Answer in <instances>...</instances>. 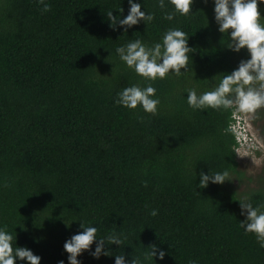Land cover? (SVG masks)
<instances>
[{
  "label": "trees",
  "instance_id": "16d2710c",
  "mask_svg": "<svg viewBox=\"0 0 264 264\" xmlns=\"http://www.w3.org/2000/svg\"><path fill=\"white\" fill-rule=\"evenodd\" d=\"M133 2L154 19L125 32L109 27L106 13L122 19L128 0H48L46 13L37 0H0V226L40 264H67L63 244L81 221L98 238L123 241L105 246L110 257L84 252L81 264H114L116 254L143 264H264V249L239 226L240 199L264 205V177L246 184L234 109L193 111L185 99L187 89L212 90L247 52L226 47L210 0H193L192 15L172 21L167 0L163 10L156 0ZM258 10L264 17V4ZM169 28L186 33L193 50L180 77L151 84L157 114L115 104L122 89L147 86L115 48L129 39L151 46ZM263 118L258 109L252 124ZM208 170L229 181L198 188ZM150 246L166 252L163 261L146 255Z\"/></svg>",
  "mask_w": 264,
  "mask_h": 264
},
{
  "label": "clouds",
  "instance_id": "9594fccd",
  "mask_svg": "<svg viewBox=\"0 0 264 264\" xmlns=\"http://www.w3.org/2000/svg\"><path fill=\"white\" fill-rule=\"evenodd\" d=\"M156 2L160 9L165 8V0H156ZM208 2L209 0H204V3ZM210 2L213 4L217 31L229 40L226 47L234 53L246 50L248 58L241 60L230 74H224L212 90L197 94L195 88L187 89L186 103L193 111L234 109L242 114L255 113L258 109L264 108V24L261 23L264 17H261L258 10V4H264V0H210ZM37 3L41 6L42 13L50 10L48 0H37ZM192 3L193 0H167V4L172 7V12H166L164 18L172 21L175 14L192 15ZM128 5V14L122 19L114 18L112 11L106 13L109 27L115 29L119 26L127 32L129 28L141 22L147 27L153 21L154 17L151 13L141 11V3L128 0ZM188 38L179 28H169L163 33L161 42L151 46L140 39H129L126 44L116 47L115 54L119 60L147 86L140 87L139 84H133L122 89L117 93L114 103L128 110H136L139 106L145 114L155 116L160 100L156 96V89L151 84L158 79L163 80L170 76L180 77L188 70L190 53L193 50L188 47ZM245 121L247 125L250 119ZM261 149L249 150L256 153L261 152ZM247 152L246 149L245 153ZM225 181H229L226 171L210 172L208 170L207 173H199L198 188H207L209 184L222 185ZM238 202L240 216L244 218L239 222V226L245 234H253L259 247L264 249V210H261L264 205L254 207L247 197ZM157 214L156 209H151L149 212V215L153 217ZM68 226L70 225H66ZM79 227L82 231L72 235L63 244V250L67 254V264H81L78 257L84 252H88L95 260H99L102 255L113 256L105 246H120L123 242L121 236L116 233H109L105 237L98 238L97 228L86 226L82 221ZM12 241V234L6 230V227L0 226V264H15L16 261L40 264L41 258L31 249L20 246L13 248ZM93 244H95L94 250ZM148 249L150 251L146 255L153 261L154 257L160 261L164 260L166 255L164 250L157 249L155 246H150ZM57 264H65V261L60 260ZM114 264H143V259L132 256L130 260H126L124 254H116Z\"/></svg>",
  "mask_w": 264,
  "mask_h": 264
},
{
  "label": "rangeland",
  "instance_id": "374dc122",
  "mask_svg": "<svg viewBox=\"0 0 264 264\" xmlns=\"http://www.w3.org/2000/svg\"><path fill=\"white\" fill-rule=\"evenodd\" d=\"M261 113H263V111L260 112V114ZM243 114L245 116V120L248 118L250 119V122H247V128L251 133L250 136H253L256 139L255 145L262 146V151L257 154L247 149L248 152L245 153L242 149H239L237 150V158L241 169L245 171L247 177L252 179V181L246 184L250 187H256L257 184L253 181V178L257 180L260 175L264 177V140L260 136L261 129L263 130L264 125L262 120H258L257 125L252 124V120L256 118V112L252 114Z\"/></svg>",
  "mask_w": 264,
  "mask_h": 264
},
{
  "label": "built area",
  "instance_id": "2783aa9c",
  "mask_svg": "<svg viewBox=\"0 0 264 264\" xmlns=\"http://www.w3.org/2000/svg\"><path fill=\"white\" fill-rule=\"evenodd\" d=\"M233 122L230 124V129L233 131L236 137V141L238 143V148L242 149L244 152L246 149H261V145H255V138L250 136L251 134L248 131L245 117L242 113L233 112L232 115Z\"/></svg>",
  "mask_w": 264,
  "mask_h": 264
}]
</instances>
